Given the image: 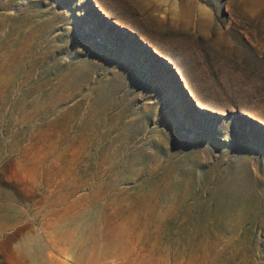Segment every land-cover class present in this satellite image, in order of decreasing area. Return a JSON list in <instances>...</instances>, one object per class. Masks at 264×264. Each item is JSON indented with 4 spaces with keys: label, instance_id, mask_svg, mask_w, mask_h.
<instances>
[{
    "label": "rangeland",
    "instance_id": "obj_1",
    "mask_svg": "<svg viewBox=\"0 0 264 264\" xmlns=\"http://www.w3.org/2000/svg\"><path fill=\"white\" fill-rule=\"evenodd\" d=\"M0 264H264V0H0Z\"/></svg>",
    "mask_w": 264,
    "mask_h": 264
}]
</instances>
